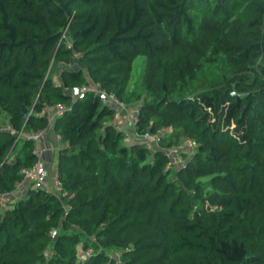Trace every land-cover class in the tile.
Wrapping results in <instances>:
<instances>
[{
  "label": "trees",
  "instance_id": "1",
  "mask_svg": "<svg viewBox=\"0 0 264 264\" xmlns=\"http://www.w3.org/2000/svg\"><path fill=\"white\" fill-rule=\"evenodd\" d=\"M0 115V264H264V0H0ZM49 127L61 193L15 191Z\"/></svg>",
  "mask_w": 264,
  "mask_h": 264
},
{
  "label": "built area",
  "instance_id": "2",
  "mask_svg": "<svg viewBox=\"0 0 264 264\" xmlns=\"http://www.w3.org/2000/svg\"><path fill=\"white\" fill-rule=\"evenodd\" d=\"M87 92L95 93L99 99L108 102L112 106L115 107V114L113 116V121L117 122L120 119L121 112H124L126 116H128V120L130 121V124L133 125L136 120V112L137 108L135 106H125L124 104L120 103L117 99V97L111 93L107 92L103 89H100L99 85L94 83L93 81H90L87 85H82L79 87H73L71 89V95L74 97L83 98L84 95ZM62 110V106L57 104L55 106H52L51 108H45L43 109L42 113H49V123L53 121L56 114H59ZM47 129H44L42 131H38L31 134H22V137H27L30 139L33 143V153L36 155L37 160L35 163L25 170L24 172V178L21 182L15 183V191H19L22 189L24 184H29L35 188H41L48 192L53 193L54 195H58L61 193L59 182L55 176L54 182L49 183L48 180V171L46 168L45 163L42 161V149L40 145V141L42 139V136L44 133H46ZM139 139H142L147 143V147L150 149L152 145H156L158 142V134H150V133H143V134H137L136 135ZM124 139L126 142L131 140V137L127 132L124 134ZM192 142L187 140L184 143L178 145L174 149H171L168 151L169 156L172 157L173 163H180L181 160L176 156V153L179 150H183L187 147H192ZM56 235V230L51 232V237H54Z\"/></svg>",
  "mask_w": 264,
  "mask_h": 264
},
{
  "label": "rangeland",
  "instance_id": "3",
  "mask_svg": "<svg viewBox=\"0 0 264 264\" xmlns=\"http://www.w3.org/2000/svg\"><path fill=\"white\" fill-rule=\"evenodd\" d=\"M142 62H143L142 58H139L138 60L133 62L132 71H131V78H130V83H129L130 88H133L135 86V83L138 81L140 71H141V67H142ZM64 67H65L64 64H60L58 66L53 65L51 67V72L49 74L50 77H52L55 81H58L60 71ZM118 126L122 129H124L128 134L132 135L133 130L130 126L128 116H126V114L124 112H121V114H120ZM5 127L7 128V130H13L9 125L6 126L5 117L0 115V128L5 129ZM22 134H23L22 132H18V133H16V137H22ZM58 144H59L58 138L53 133V130L49 127L47 129L46 133H44V135L42 136V139L40 141V145H41V148H43L42 154H41V157H43L42 161L47 163L45 165H46V168L48 171V180H49L50 184L54 182V179L56 176L55 170H54L55 169L54 163H55V159H56L55 158L56 152H54L53 150L55 147L58 146ZM79 256L80 257L86 256V253L79 250Z\"/></svg>",
  "mask_w": 264,
  "mask_h": 264
},
{
  "label": "crops",
  "instance_id": "4",
  "mask_svg": "<svg viewBox=\"0 0 264 264\" xmlns=\"http://www.w3.org/2000/svg\"><path fill=\"white\" fill-rule=\"evenodd\" d=\"M51 146V145H50ZM48 153V152H47ZM47 156V155H46ZM45 164H47L46 162H45Z\"/></svg>",
  "mask_w": 264,
  "mask_h": 264
}]
</instances>
